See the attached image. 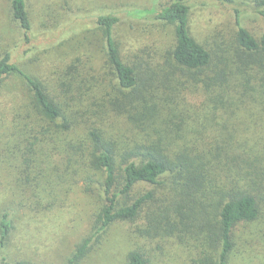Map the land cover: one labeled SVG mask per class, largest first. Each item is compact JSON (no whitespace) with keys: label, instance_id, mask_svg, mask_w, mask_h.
Segmentation results:
<instances>
[{"label":"trees","instance_id":"1","mask_svg":"<svg viewBox=\"0 0 264 264\" xmlns=\"http://www.w3.org/2000/svg\"><path fill=\"white\" fill-rule=\"evenodd\" d=\"M255 4L264 19V0ZM9 10L28 41L33 29L30 1L10 0ZM190 11L185 0H170L125 12L174 28V45L164 65L155 63L157 51L123 55L116 41L117 13L96 18L105 51L96 75L77 58L59 73L57 85H49L24 71L11 51L0 54V96L11 78L20 79L29 94L13 127L15 141L43 143L38 146L47 151L40 156L43 162L37 157L28 162V178L22 183L46 201L37 204L40 209L50 207V197L69 175L85 174L88 182H97L101 207L68 264L83 262L117 223L131 225L133 233L149 241H195L194 264H229L235 233L264 216V136L221 133L213 121L218 112L245 110L250 124L264 125V28L255 34L236 18L238 54L233 62L224 61L223 68L211 70L212 75L208 71L215 55L192 36ZM231 63L237 68H230ZM237 75L244 82L235 83ZM106 81L117 92L103 88ZM191 106L207 114L208 125H190ZM53 152L62 168L51 167ZM14 230L6 211L0 218L1 249ZM127 261L150 264L139 249ZM1 262L10 264L6 258Z\"/></svg>","mask_w":264,"mask_h":264},{"label":"rangeland","instance_id":"2","mask_svg":"<svg viewBox=\"0 0 264 264\" xmlns=\"http://www.w3.org/2000/svg\"><path fill=\"white\" fill-rule=\"evenodd\" d=\"M29 1L33 29L28 41H25L23 33L11 21L10 0H0V54L11 51L14 62L45 84L57 85L59 73L77 58L86 62L91 75L98 73L105 51L103 40L96 31V18L103 14H119L121 21L115 34L124 56L131 57L144 51L154 54L157 51L156 64L164 65L169 59L167 51L174 45V28L157 25L147 19L137 20L125 12L166 5L170 0H159L157 3L153 0ZM185 1L191 8L189 25L192 36L215 55V62L208 71L210 74L211 70L215 72L216 68H223L224 61L233 62L234 54H238L236 18L255 34H260L264 28V19L259 14L263 9L256 7L255 0H234L232 3L220 0ZM228 66L236 69L238 64ZM233 79L235 83L244 82L241 75ZM108 86L107 81L102 84L103 88ZM5 88L0 96V218L6 211L9 212L15 230L6 247L0 248V264H3V258L10 264L19 261L68 264L76 245L89 234L101 207L100 197L95 193L97 182H88L85 174L69 175L56 195L50 197V207L40 209L39 202L46 204V201L38 199L35 191L22 183L28 178V162L36 157L44 161L40 159L43 143L34 146L27 142L21 144L15 141L17 138L13 130L16 120L22 115V108L29 103V94L18 78L9 79ZM108 91L117 92L112 86ZM184 105L181 103V107ZM191 108L194 110L190 113V125L195 122L208 125L207 114L195 110L197 106ZM233 112L237 111L215 114L213 121L221 133L229 130L238 135L264 136V125L250 124L245 110L237 114ZM53 153L51 167L58 165L62 168L56 152ZM44 167H47L46 164ZM132 230V226L126 223L113 225L80 264H128V254L136 249L147 254L150 264H194L192 260L198 254L194 248L195 241L186 244L175 238L149 241ZM229 264H264V216L251 225L241 226L235 233Z\"/></svg>","mask_w":264,"mask_h":264}]
</instances>
